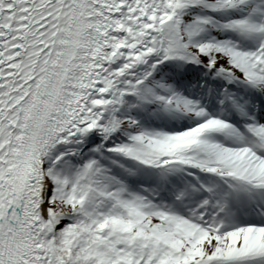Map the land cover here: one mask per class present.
Here are the masks:
<instances>
[{"label": "snow or ice", "instance_id": "obj_1", "mask_svg": "<svg viewBox=\"0 0 264 264\" xmlns=\"http://www.w3.org/2000/svg\"><path fill=\"white\" fill-rule=\"evenodd\" d=\"M0 264H264V0H0Z\"/></svg>", "mask_w": 264, "mask_h": 264}]
</instances>
